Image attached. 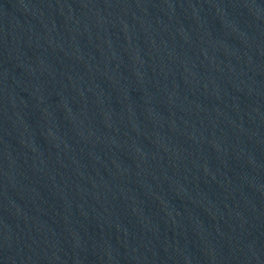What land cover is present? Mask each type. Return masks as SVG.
<instances>
[{"label":"water","instance_id":"1","mask_svg":"<svg viewBox=\"0 0 264 264\" xmlns=\"http://www.w3.org/2000/svg\"><path fill=\"white\" fill-rule=\"evenodd\" d=\"M0 264H264V0H0Z\"/></svg>","mask_w":264,"mask_h":264}]
</instances>
